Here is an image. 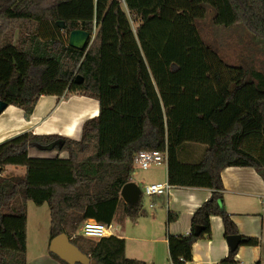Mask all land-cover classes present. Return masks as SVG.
Listing matches in <instances>:
<instances>
[{
    "label": "trees",
    "instance_id": "16d2710c",
    "mask_svg": "<svg viewBox=\"0 0 264 264\" xmlns=\"http://www.w3.org/2000/svg\"><path fill=\"white\" fill-rule=\"evenodd\" d=\"M209 10L214 26L243 24L264 39V0H0V100L28 119L42 95L100 105L80 140L30 131L0 143V264H28L29 200L50 207V240L66 232L98 264H147L127 256L124 238L78 233L89 218L111 224L140 213L143 196L130 205L121 190L141 150L167 154L173 186L212 189L190 232L168 236L173 264L190 262L194 244L212 236L213 215L226 237L240 234L221 204L222 171L250 166L264 177V72L228 64L205 42L197 22ZM75 29L95 34L84 49L69 43ZM188 142L207 145L200 162L180 159ZM8 166L26 171L5 174ZM241 238L240 246L260 244ZM238 248L221 264L235 263Z\"/></svg>",
    "mask_w": 264,
    "mask_h": 264
},
{
    "label": "crops",
    "instance_id": "0c3cea01",
    "mask_svg": "<svg viewBox=\"0 0 264 264\" xmlns=\"http://www.w3.org/2000/svg\"><path fill=\"white\" fill-rule=\"evenodd\" d=\"M99 110L97 99L78 94L61 100L56 95H42L29 119L22 108L8 105L0 114V143L30 131L35 134H60L80 140L85 121L97 116ZM206 149V144L188 142L180 148L179 156L183 162L197 163L203 158ZM54 153L34 150L32 155L51 156ZM62 156L67 154L63 153ZM168 178V164L165 161L149 169L135 167L130 181L143 189L145 185L168 181ZM222 180L224 190L221 204L238 227L239 235L260 239L259 245L239 246L235 262L264 264V177L250 166H228L222 171ZM211 195L212 189L208 187L174 186L168 196L148 197V202L142 203V209L136 217L116 216L111 223V230L115 236L126 240L128 257L143 260L147 264H173L168 236L189 233L194 212ZM170 212L177 213L178 218L169 221ZM211 225L212 236L194 244L193 259L187 264H221L230 255L232 248L225 236L222 216L213 215ZM48 260L51 264H63L55 257Z\"/></svg>",
    "mask_w": 264,
    "mask_h": 264
},
{
    "label": "rangeland",
    "instance_id": "374dc122",
    "mask_svg": "<svg viewBox=\"0 0 264 264\" xmlns=\"http://www.w3.org/2000/svg\"><path fill=\"white\" fill-rule=\"evenodd\" d=\"M212 17L213 11L209 10L207 18L197 22L205 42L215 48L228 64L250 67L264 72V39L257 37L243 24H236L228 28L216 27L212 23ZM133 25L134 28L138 25L134 19ZM25 171V167L9 166L5 174H23ZM148 197L143 195V204L148 202ZM26 210L28 215V264H51L48 260L53 257L49 246L51 241L50 207L47 203L38 205L29 200Z\"/></svg>",
    "mask_w": 264,
    "mask_h": 264
},
{
    "label": "water",
    "instance_id": "95a60500",
    "mask_svg": "<svg viewBox=\"0 0 264 264\" xmlns=\"http://www.w3.org/2000/svg\"><path fill=\"white\" fill-rule=\"evenodd\" d=\"M61 27H64V22H59ZM94 33L86 31L84 29H75L70 33L69 43L73 47L84 49L89 45L93 38ZM84 78L82 75H77L75 81L77 83L83 82ZM8 103L0 100V114L6 109ZM1 172V167H0ZM121 197L126 203L130 205L137 204L142 197V188L140 185L133 181L127 182L121 190ZM228 243L234 250L241 244L242 238L240 235H230L227 237ZM50 251L58 255L61 259L65 260L69 264H98L95 259H92L89 255L84 253L77 245L72 243L69 235L63 232L50 241ZM222 264H238L232 262H225Z\"/></svg>",
    "mask_w": 264,
    "mask_h": 264
},
{
    "label": "built area",
    "instance_id": "2783aa9c",
    "mask_svg": "<svg viewBox=\"0 0 264 264\" xmlns=\"http://www.w3.org/2000/svg\"><path fill=\"white\" fill-rule=\"evenodd\" d=\"M165 161H167L166 153L141 150L135 155L134 165L140 169H149L150 167L160 165ZM173 187L174 186L169 181L150 183L145 185L142 189V196H168ZM111 227V224H104L96 219L89 218L82 223L80 234L90 239H100L109 235H114V231L111 230Z\"/></svg>",
    "mask_w": 264,
    "mask_h": 264
}]
</instances>
